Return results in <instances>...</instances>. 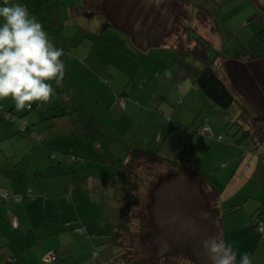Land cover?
<instances>
[{
	"label": "rangeland",
	"instance_id": "obj_1",
	"mask_svg": "<svg viewBox=\"0 0 264 264\" xmlns=\"http://www.w3.org/2000/svg\"><path fill=\"white\" fill-rule=\"evenodd\" d=\"M84 1H11L26 6L38 18L52 42L63 50L66 71L71 70L75 57L70 55L74 54L83 56L86 65L80 63L88 72L83 77L79 65L73 70L79 86L65 73L59 84L53 83L55 95L42 107L35 106L38 102L24 109L13 107L22 118L0 106V125H14L20 131L19 138L5 139L4 135L1 139L0 126V180L4 170L16 164L2 160L3 150L11 148L21 156L14 180L22 183L28 178L29 189L34 190L31 196L40 195L43 188L51 198L63 196L60 202L48 200L46 209L36 213L35 219L46 213L53 222L61 221V205L81 197L80 210L96 221L93 225L85 221L80 227L84 229L82 235L72 233L71 264H123L122 255L141 264H210L202 241L219 235L213 199L197 178L168 167L153 169L158 184L146 181L144 196L152 197V201L150 207L133 213V234L122 240L124 249L131 248L128 252L111 246L106 240L109 237L100 234L113 233L108 221L109 203L120 197L121 165L127 148L139 146L158 152L202 173L210 185L214 182L223 186L235 171L241 151L251 146L249 140L233 144L240 137H235V128L229 127L237 107H216L197 90L194 85L201 63L181 57L170 47L175 37L166 34L171 33L175 21L181 22L176 18L180 12L176 0H90L91 9L86 7L93 14L90 17L82 13ZM263 10L264 0L224 1L217 17L219 32L213 36L207 18L194 15L193 27L210 40L208 58L220 55L226 63L237 43L242 46L248 28L233 41L232 31L243 23H254ZM106 22L110 24L104 25ZM160 41L163 45L157 47ZM252 43L255 48L257 40L248 44ZM220 72L224 80V64ZM69 97L78 104L77 112H47L53 99L65 102L64 108L71 107ZM118 100L127 104L126 112L120 109ZM205 125L211 128V135L198 132ZM31 141H35L32 146L37 145L32 151ZM70 157L76 160L70 163ZM259 177L256 171L245 189L259 195L264 187ZM96 202L99 205H94ZM246 204L252 210L256 207V212L264 209V195L247 199ZM218 206L222 215L231 205L219 199ZM70 210L64 209L62 215L74 214ZM233 214L222 220L225 227L221 226L220 232L236 226L227 223V217ZM74 225L70 221V227ZM233 247L238 251V261L240 254L247 253L253 264H264V244L260 240L248 248L244 244Z\"/></svg>",
	"mask_w": 264,
	"mask_h": 264
},
{
	"label": "crops",
	"instance_id": "obj_2",
	"mask_svg": "<svg viewBox=\"0 0 264 264\" xmlns=\"http://www.w3.org/2000/svg\"><path fill=\"white\" fill-rule=\"evenodd\" d=\"M11 1L12 0H8L7 3H11ZM258 20L262 22V24ZM246 28L248 29L245 30ZM241 30L246 31L244 40L242 39V46L237 43L233 54L228 58L226 63L224 61L221 63L220 69H222V65L224 64L226 69L225 83L238 100H242L241 102L251 111L252 118L257 120L259 124L264 127V10L261 13V17H256L254 19V23H243L238 30L232 31L230 37L232 41L236 40ZM255 40H257V43L255 44V48H253V43L252 45L248 43L254 42ZM256 51H258V53ZM75 52L76 51H73V53ZM70 56L75 57H71L74 59V62L71 65V70L68 69L65 73L71 78L74 84L79 86L76 76L72 73L79 65L81 74L85 77L88 71L83 65H86V60L82 59V55L76 57L74 54H71ZM80 61H82L83 65H81ZM64 65L66 69L67 64L64 63ZM122 96L125 98L126 94H122ZM122 96L121 98H123ZM5 100L6 102H4L3 105H1L2 100H0L2 109L4 110L5 108L8 112L22 118L23 116L16 113L15 109L12 110L13 107H16L14 103L9 99ZM68 101L72 106L69 107L66 105L64 108L63 104L65 102L61 104L60 101L53 99L52 108H48L47 112L53 110L56 113L61 110L64 115H68L67 113L70 114L72 111L77 112L79 108L78 104L75 103L71 97L68 98ZM44 104L45 103H42V106ZM40 105L41 103L38 102L35 106L42 107ZM235 106L237 109L235 113L231 115L237 118L239 108L237 104H235ZM120 109L126 112L127 104L124 109ZM0 126L3 133L1 139L2 137L4 138V135L5 139L13 137L19 138L17 134L20 131L15 130L16 126ZM27 126L30 129L29 125ZM28 128L25 129L29 130ZM3 130H5V133ZM34 142L35 141H31V143H29L30 151L37 147V145L32 146ZM1 156L3 161L10 160L16 164L4 170V176L2 180H0V192L10 191L15 194H20L22 200L16 202L11 199L8 201L0 199V264H49L44 262L43 257L48 256L50 253H54L57 257V262L53 264H71V253H74L73 247L70 246L74 243H72V233H76L82 225L84 226L85 221L89 225L95 223L96 218L87 216L88 213L80 210V205H82L80 204L81 197H77V201L61 205V209L59 210V219L61 221L53 222L54 218H50L46 213H43L41 217L35 219L36 213L46 209L48 200H58L60 202V200H63V196L51 198L45 188L40 190V195L31 196L34 190L29 189V179L26 178L24 182L18 183L13 177L15 170L19 166L18 163L21 161L20 154L8 148V150H3ZM23 156L25 158L27 154L25 153ZM256 171L260 172L259 180L264 181V157L259 154V151H254L250 146L249 148H245L243 152L241 151L239 163L235 171L223 186H219L217 183L212 182L214 185L213 187L220 192L219 199H221L223 203L227 202V204L238 209L232 216L227 217L230 218L227 223L231 222L232 226H236L223 232L224 241L232 244V246L244 244L248 248L249 245L255 244L257 240H260V235L253 228L255 223L253 221L262 208L260 207L256 212V207H254L253 210L250 209L246 204V200H251L254 196L260 197L264 195V187L259 195L258 191L245 189L256 174ZM34 174L39 175L40 172H34ZM37 180L40 184V178ZM262 198L260 200H262ZM260 202L261 201H259V203ZM94 205H99V202H96V204L94 203ZM245 206H247V209ZM66 208H70V211L73 210L74 214L71 216L62 215L63 210ZM102 217L101 215L100 218ZM70 221H73L75 223L74 227L77 228L74 229V227H70ZM13 223H15V225ZM224 227L225 225L222 226V228ZM60 235H62V237ZM248 251H250V249ZM10 259L13 260L12 263L9 262Z\"/></svg>",
	"mask_w": 264,
	"mask_h": 264
},
{
	"label": "trees",
	"instance_id": "obj_3",
	"mask_svg": "<svg viewBox=\"0 0 264 264\" xmlns=\"http://www.w3.org/2000/svg\"><path fill=\"white\" fill-rule=\"evenodd\" d=\"M89 1L90 0H85L84 4L82 5V9H84L82 13L87 17L93 15L92 13H88L86 11V7L90 8ZM224 1L230 0H176L180 8V12L177 11L176 18L177 20H181L182 23L180 21H175L171 33H167L166 36L175 37V42L170 47L174 48L181 57H190L201 63L202 69L197 75L194 85L197 90L202 91L216 107L221 109H227L232 104L238 105V117L232 121L229 126L231 128H235V137L238 135L240 136L238 139H234L233 144H241L242 141L249 140L252 149L254 151H259V154L264 157V127L261 126L258 121L252 118L247 106L238 100V98L222 79L220 65L224 59L220 55H216L212 60L208 58L207 52L210 46V40L200 35V33L192 25L194 15L196 16L197 14H201L208 20L207 23L210 25L209 31L211 35L213 36L215 33H218L219 26L217 17L219 9ZM182 8H185L186 11H181ZM96 10L98 11L97 8ZM96 10L93 11L94 14L96 13ZM108 24L109 23L107 22L104 23V25ZM104 25L102 26V29L104 28ZM177 40L182 41L183 44L178 43ZM162 45L163 44L160 41L157 47ZM150 46L152 45L149 44V47ZM69 162L71 163L72 161L69 159ZM157 167H168L176 170L179 173L191 175L197 178L199 182H201V184H203L208 189L214 202L213 208L216 213L217 228L219 229L218 238L224 240L223 233L220 232L222 220L226 216L236 212L238 209L236 207L230 206L227 208L226 213L221 215L219 212L220 208L218 206L220 192L208 183L206 177L202 173L195 170H190L182 163L170 160L158 152H150L148 149H142L139 146L127 148L125 161L121 165L120 197L112 199L109 203L111 213L109 215L110 218L108 221L112 227V236H106V233H102L100 236H102V238L109 237L106 238V240L110 241L111 246L119 247L127 252L131 249H124L122 240L126 235L133 234L132 227L134 211L143 210V208L150 207L152 197H145L143 191L146 187V181L151 180L156 184L159 183V179L156 177L155 173V168ZM263 215L264 209L262 208L258 212L253 222L256 223L258 220H262ZM139 223L140 226H142V221ZM255 223L253 228L256 230ZM76 232L77 234L82 235L84 233V229L79 228ZM95 234L96 231L94 232V235ZM122 258L123 264H141L140 261L130 257L126 258L122 255ZM55 262H57V260ZM55 262H51L49 264H53Z\"/></svg>",
	"mask_w": 264,
	"mask_h": 264
},
{
	"label": "clouds",
	"instance_id": "obj_4",
	"mask_svg": "<svg viewBox=\"0 0 264 264\" xmlns=\"http://www.w3.org/2000/svg\"><path fill=\"white\" fill-rule=\"evenodd\" d=\"M63 55L26 6L0 0V100L19 109L48 102L55 95L53 83L65 76ZM202 248L210 264H253L247 253L238 261L232 244L215 236L204 239Z\"/></svg>",
	"mask_w": 264,
	"mask_h": 264
},
{
	"label": "built area",
	"instance_id": "obj_5",
	"mask_svg": "<svg viewBox=\"0 0 264 264\" xmlns=\"http://www.w3.org/2000/svg\"><path fill=\"white\" fill-rule=\"evenodd\" d=\"M6 2L8 0H5ZM118 104L120 106V108L124 109L125 107V102L124 101H119L118 100ZM199 133L203 134V135H211V129L207 126H204L202 127L201 129H199ZM71 161H75L74 158H70ZM0 198L3 200V201H8L10 198L13 199L14 201L16 202H20L22 200V196L21 195H17V194H14L13 192H1L0 193ZM264 215H263V218L262 220H258L256 223H255V227H256V230L258 231V233L260 234V237H261V243L264 244ZM15 225V223H13ZM44 262L46 263H51V262H55L57 259L55 257V255L53 253H50L48 256H46L44 259ZM10 263L13 262L12 259L9 260Z\"/></svg>",
	"mask_w": 264,
	"mask_h": 264
}]
</instances>
